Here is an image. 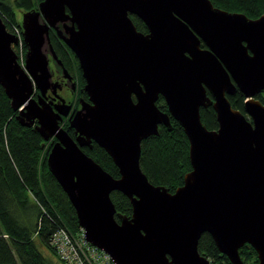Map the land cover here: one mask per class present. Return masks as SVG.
I'll list each match as a JSON object with an SVG mask.
<instances>
[{"label": "water", "instance_id": "water-1", "mask_svg": "<svg viewBox=\"0 0 264 264\" xmlns=\"http://www.w3.org/2000/svg\"><path fill=\"white\" fill-rule=\"evenodd\" d=\"M19 25L24 66L12 49L18 38L0 19V86L18 124L51 142L48 170L87 243L114 264H211L198 251L208 234L231 264H243L245 244L264 264V104L255 99L264 95V15L249 19L209 0H41ZM50 30L77 59L90 102L69 118L74 138L60 125L71 107L43 100L59 88L49 60L74 88ZM236 92L244 114L227 99ZM208 107L216 130L201 122ZM170 118L188 140L191 166L174 193L151 184L139 165L141 142L159 126L171 131ZM92 142L118 178L83 152ZM112 192L129 200V217L116 212Z\"/></svg>", "mask_w": 264, "mask_h": 264}, {"label": "trees", "instance_id": "trees-1", "mask_svg": "<svg viewBox=\"0 0 264 264\" xmlns=\"http://www.w3.org/2000/svg\"><path fill=\"white\" fill-rule=\"evenodd\" d=\"M40 1L13 0L15 7L23 12L36 9ZM209 1L215 8L243 14L249 19H258L264 15V0ZM9 5L7 0H0V19L7 32L11 33L10 24L17 27L20 25ZM131 21L138 32L147 33L140 20L132 18ZM52 34H49L50 41L58 58L70 73L74 69L83 84L74 54L63 44H59L63 50L59 49ZM201 47L204 48V45L201 44ZM64 50L72 57L71 60ZM227 99L234 110L244 114L245 99L239 92ZM255 99L264 104L263 94L257 95ZM156 106L167 113L162 97H159ZM15 116L0 86V264H63L51 247L50 239L59 229L75 237L80 231L76 214L66 194L48 170L46 158L51 142H44L32 129L21 127ZM200 117L206 129H217L212 107L201 109ZM170 122L171 131L159 126L157 136L141 142L139 165L151 184L174 193L183 185L184 176L191 171V166L189 143L183 129L172 118ZM63 127L73 138V131L68 129V124ZM82 150L113 178L119 177L111 158L95 143H92L91 148ZM110 199L118 214L131 215V205L125 196L112 192ZM41 249L46 250L49 257H45ZM198 251L211 264H231L219 253L208 234L200 237ZM238 254L243 264H258L257 254L251 246L245 244L238 250Z\"/></svg>", "mask_w": 264, "mask_h": 264}, {"label": "built area", "instance_id": "built-area-1", "mask_svg": "<svg viewBox=\"0 0 264 264\" xmlns=\"http://www.w3.org/2000/svg\"><path fill=\"white\" fill-rule=\"evenodd\" d=\"M9 29L22 43L21 28L13 25ZM50 245L63 264H114L108 255L85 241L82 229L75 237L59 229L51 236Z\"/></svg>", "mask_w": 264, "mask_h": 264}, {"label": "flooded vegetation", "instance_id": "flooded-vegetation-1", "mask_svg": "<svg viewBox=\"0 0 264 264\" xmlns=\"http://www.w3.org/2000/svg\"><path fill=\"white\" fill-rule=\"evenodd\" d=\"M129 18H136L137 17L133 16V15H129ZM139 20V19H138ZM137 30V29H136ZM54 35V39L57 40L58 46L59 44H63L55 35V33L53 31L50 30L49 34ZM64 45V44H63ZM54 49V48H53ZM59 49H62L61 46H59ZM26 50V49H25ZM63 50V49H62ZM65 51V50H64ZM55 52V50H54ZM67 58H70V60L72 59V57L68 56V52L65 51ZM56 53V52H55ZM57 55V54H56ZM58 57V56H57ZM59 59V58H58ZM63 66L64 63L63 61H61ZM71 63V62H70ZM77 65H78V61H77ZM49 67H50V71L52 73V82L58 84L59 88L56 89L55 93H52L50 90L47 91L43 97V100L45 103L54 106L57 105L59 102V98L62 99L66 105H69L70 111L68 112V115L66 117H62V121L60 122L61 127L64 129V125L67 123L68 124V129H69V118H71V116L73 115L74 112H76L77 110H79L81 108L80 106V101L82 100L85 103H90L88 100L87 95L85 94V92L83 91V87L85 85V82L83 80V84H81L79 77L76 79L75 78V71L72 70V73H70L66 67L64 66V68L66 69L67 73L69 74V76L72 79V83H74V88L72 89L71 83H68L67 80L63 77L62 74L59 73L58 69L56 68V66L52 63L51 60H49ZM72 67V66H71ZM70 67V68H71ZM78 71H80L79 66H78ZM81 75V72H80ZM82 77V75H81ZM83 79V78H82ZM39 96V92L35 91L33 97L35 99H37V97ZM134 99V98H133ZM250 120V119H249ZM72 130V129H69ZM73 131V130H72ZM73 135H74V131H73ZM74 138V137H73ZM93 143V142H92ZM91 143V146H92ZM87 148V147H86ZM91 148V147H88ZM84 149V148H83Z\"/></svg>", "mask_w": 264, "mask_h": 264}, {"label": "rangeland", "instance_id": "rangeland-1", "mask_svg": "<svg viewBox=\"0 0 264 264\" xmlns=\"http://www.w3.org/2000/svg\"><path fill=\"white\" fill-rule=\"evenodd\" d=\"M8 3L10 4L9 6L11 7V9L14 10V13H15V17L17 19V21H19V23L21 22V16H22V13L23 11L22 10H18L15 5H14V2L13 0H7ZM38 5V4H37ZM36 5V6H37ZM37 8V7H36ZM10 24V23H9ZM11 26H13V24H10L9 25V28H11ZM15 35V34H14ZM12 49L13 51L15 52V54L17 55L18 57V63L21 65V66H24V56H25V53H26V50L24 49V46L21 42L18 43L17 46H12ZM73 69V68H72ZM74 70V69H73ZM75 78L77 79L78 76H77V73H75ZM34 98V97H33ZM22 110V108L20 109ZM248 119V118H247ZM249 120V119H248ZM41 252L43 253V255L45 257H49L48 253L46 252V250H43L41 249Z\"/></svg>", "mask_w": 264, "mask_h": 264}, {"label": "bare ground", "instance_id": "bare-ground-1", "mask_svg": "<svg viewBox=\"0 0 264 264\" xmlns=\"http://www.w3.org/2000/svg\"><path fill=\"white\" fill-rule=\"evenodd\" d=\"M24 60V59H23ZM81 229V228H80Z\"/></svg>", "mask_w": 264, "mask_h": 264}]
</instances>
